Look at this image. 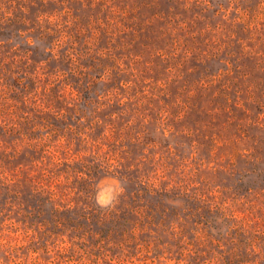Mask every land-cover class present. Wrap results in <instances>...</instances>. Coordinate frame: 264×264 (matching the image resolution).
Instances as JSON below:
<instances>
[{"label": "clouds", "instance_id": "obj_1", "mask_svg": "<svg viewBox=\"0 0 264 264\" xmlns=\"http://www.w3.org/2000/svg\"><path fill=\"white\" fill-rule=\"evenodd\" d=\"M191 4L192 0H188L185 10H189ZM202 6L205 10L214 7L208 0H202ZM101 13L103 19L97 18L94 23L110 34L113 43L130 30L125 25L139 20V8L132 0L127 4L121 0H105ZM12 14L11 10L4 9L5 19ZM215 15L223 23L200 33L189 32L187 21L169 26L172 46L152 53L171 61L160 80L152 78V69L144 56L130 59L128 56L117 57L111 48L98 51L97 56H110L113 64L98 74V80L92 77L96 83L109 82L117 67L129 75L127 81L121 82L124 94L110 90L107 97H101L109 102L115 97L122 107L107 123L98 117L91 118L94 114L80 115L77 108L80 94L65 81L66 74L46 78L41 71L43 65L35 72H28L30 61L20 68L22 61L28 58L14 55L18 53V45L3 55L0 60V128L9 138H16L0 141V152L3 153L0 187L8 190V198L0 208V217L3 218L0 222V264H264V186H250L246 192H240L217 179L220 173H236L237 158L264 168V155L258 154L260 136L253 139L248 135V129L252 127L264 135V104L259 103L255 85L247 76H235L234 54L221 59L224 67L212 76L191 84L183 83L187 74L185 66L191 63L194 53L185 41L189 38L195 40L197 35L203 38L206 32H211L200 54L220 57L225 49L234 47L230 41L235 40L232 29L237 24L244 25L249 34L247 40L237 41L242 56L256 57L258 65L264 64V0H256L253 8L243 7L240 0H228L227 7L220 5ZM65 16L67 20L62 19ZM154 19L146 18L144 24L149 25ZM175 19L179 21L180 17ZM38 23L60 32L51 49L55 55L70 39L64 29L65 25L72 27L71 12L65 8L63 12L46 13L38 17ZM181 32L183 36L178 35ZM98 34L97 30L93 31L92 39L88 41L90 45H95ZM27 43L34 42L29 39ZM68 55L73 64L78 65L76 56L71 52ZM8 76L14 80L31 78L35 88L21 101L15 100L12 94H18V89L4 84ZM173 83L177 85L178 93L175 97H167L169 102L164 104L160 100L164 93L160 90H166ZM217 84L219 88H216ZM53 88H56L57 99L63 105L58 113L48 102ZM221 91L225 99L223 110L210 101L205 126H182L179 130L174 126L182 124L191 110L192 99L198 94L210 92L215 99ZM246 104L260 107L255 119ZM233 107L245 112L247 118H237L232 112ZM100 110L101 107H97L96 111ZM154 111L157 112L156 119ZM48 112L60 118L70 116L80 127L77 133L81 141L79 151H74L66 137L55 136L37 120L36 114ZM170 116L173 123H169ZM29 122L31 131L39 133L36 139L30 140L22 129ZM149 125L155 126L154 136L146 141L145 128ZM96 127L102 131L93 138ZM178 136L189 138L191 144L177 143L174 138ZM201 136L209 145L206 158L201 157L200 140L197 139ZM129 144L138 145L139 151L131 153ZM33 146L42 149L40 158L27 164H15L24 149H33ZM252 172V168L244 170L249 176ZM25 185L34 193L46 196L57 214L65 211L78 213V219L84 223L95 220L101 224L119 217L125 210L131 212L137 221L124 234L120 244L122 254L112 257L105 251V240L98 234L59 222L53 234L48 231L51 226L47 222L29 224L26 218L31 212L25 211L19 191ZM145 192L152 196L164 193L169 197L164 200L165 212L160 222L154 221L156 212L148 214L143 203ZM189 201L198 205L195 211L188 206ZM203 209L218 214V223L223 225L219 233L195 222L197 213ZM171 210L176 211L169 218ZM144 233L151 237L147 242L139 239ZM241 233L245 237L243 243L239 239ZM41 234L47 237L43 247H39ZM89 237L99 243L92 246ZM133 243L137 250L135 255L128 256L126 245ZM45 256L48 257L46 261Z\"/></svg>", "mask_w": 264, "mask_h": 264}, {"label": "rangeland", "instance_id": "obj_2", "mask_svg": "<svg viewBox=\"0 0 264 264\" xmlns=\"http://www.w3.org/2000/svg\"><path fill=\"white\" fill-rule=\"evenodd\" d=\"M104 2L105 0H0V12L1 10L4 12V9H7L11 10L13 14L24 13L28 17H31L33 14V8L37 9L42 6V4H46L45 9L49 11V15L63 12L65 8L71 12L73 19L72 27L68 28L65 25L64 29L68 33L70 39L63 47L59 48L56 53H59V50L65 55H68V53L71 52L72 55L76 56L78 65H74L72 61H66L61 64L62 69H56L54 68L56 62L51 60V69H41L46 78L59 74H66L65 81L67 82L73 79L74 71L75 74H80L81 76L87 72L85 83H88L91 81L92 76V71H90L88 67H91L90 65L92 63H96L101 68L104 67V69L112 66L113 61L110 56L101 58L96 55V53L102 49L107 50L111 48L114 50V54L117 57L128 56L131 59L137 55L144 56L148 59L149 65L152 69V78L154 80H160L165 76V70L171 65V61L161 59L158 55L153 56L152 53L155 50L168 49L172 46V37L170 35L169 26L172 25L174 27L175 24L187 21L189 32L200 33L204 32L205 29H215L218 24L223 23L220 17L216 16L215 13L218 11L220 5L227 7L228 0H208L209 3L214 5L211 10L204 9L202 6V0H192L191 8L189 10H185L184 7L188 0H132V2H134L139 8V20L135 24L125 25V27L130 30L117 38L115 43L112 42L110 34L99 29V25L94 23L97 18L103 19L101 8ZM121 2L127 4L130 0H121ZM240 3L243 7L253 8L255 7L256 0H240ZM31 7H33L32 10ZM177 16L180 17L179 21L175 19ZM196 16H199L200 19L194 20V17ZM233 16H235V13H233ZM146 18L155 19L151 24L145 25L144 20ZM62 19L67 20L68 17L65 16ZM46 26L51 28L49 25ZM52 29L53 32H55L56 38L59 39L60 32L56 28ZM94 30H97L99 34L97 35L95 45L93 46L90 45L88 41L92 39ZM232 30L235 32V40L230 41V43L234 45V47L225 49L224 53L220 57L212 55L203 57L200 54L201 50L206 47L205 41L212 35L211 32H206L203 38L197 35L195 40L189 38L185 41L186 45H190L194 49V53L192 55L191 63L185 66L187 74L183 83L191 84L193 81H198L212 76L224 67L220 63V60L227 58L229 54H234L232 55V64L235 76L237 78L247 76L249 78V82L255 85L257 90L256 96L259 103L264 104V64L258 65L256 57L242 56L241 46L237 43V41L247 40L248 38L249 34L245 31L244 25L237 24L235 29ZM178 35L183 36L184 33L181 32ZM20 39L21 38L19 37H15L11 43H7L6 40H3L0 52L1 59L3 58V55L11 49V44H13L12 47L14 45L20 46V43H17L20 42ZM31 40L34 42L33 44H37L42 50H44V47L47 45V42L45 43V41L42 40L36 41L33 38ZM17 54L21 55V51L18 50V53H14V55ZM86 54H90V56H87ZM32 55L36 58L35 53L31 52V55H29L30 61H33ZM25 64V61H22L19 67L24 68ZM45 64L46 63H43L42 65ZM125 65L127 66V61H125ZM5 67H8V65H5ZM32 68L30 70L26 69V71L31 72ZM118 73H120L118 76V79H120L119 81H127L129 79V75L121 72L117 67L112 71L109 82H111L114 76ZM4 82L6 85L13 87L14 85H17V80L12 79L11 76L6 77ZM240 82L243 83V81ZM138 87H140V85H138ZM219 87L220 85L217 84L216 88ZM115 91L120 94L125 93V90L122 87H118ZM160 91L164 93V95L160 96V100H162L164 104H167L169 102L167 97H175L178 93V87L175 83H173L166 90L161 89ZM133 92H135V89H133ZM232 100L233 102L236 100L234 92L232 93ZM117 101L119 100L117 99ZM210 101L213 105H218L221 110H223V106L225 104L223 91H221V94L215 99H212L210 92L206 94H198L192 99L191 110L185 117L182 124H175L174 126L178 130L182 126L185 128H202L205 126L208 121L206 110ZM245 107H247L252 113L253 119H255V114L261 111L257 104H246ZM120 109H122V107H120ZM105 112H107V109L104 113ZM232 112L237 118H247V114L245 112L235 107H233ZM156 116L157 112L154 111V119H156ZM109 121L110 120H107L105 122L107 123ZM169 123H173L171 116L169 117ZM154 130V125H149L145 128L146 141H150L153 138ZM101 131L102 128L96 127L94 136H99ZM248 135L253 139L260 136V148L258 149V154L264 155V135H261L260 130L255 127L248 129ZM1 139L2 138L0 137V141H2ZM66 139L71 141V145L74 149L81 147L73 132L67 134ZM174 139L177 143H188L190 145L192 142L185 136H178ZM197 139L200 140L201 157L206 158L209 151L208 142L203 138V136L198 137ZM129 150L131 153L135 154L139 151V146L136 144H129ZM235 168L237 171L234 175L220 173L217 177L218 181L220 183H226L230 186H234L235 189L240 192H246L250 186H264V181L262 179L264 168L252 165L249 161L240 158H237ZM249 168L253 169L252 175L250 176L244 174V170ZM2 219L0 217V222H2ZM45 240V238L40 239L39 247L44 246ZM90 244L94 246L92 239L90 240ZM105 244V251L112 253L108 250L109 246L106 241ZM33 247H36V245H33ZM44 259L46 261L48 257L45 256Z\"/></svg>", "mask_w": 264, "mask_h": 264}, {"label": "trees", "instance_id": "obj_3", "mask_svg": "<svg viewBox=\"0 0 264 264\" xmlns=\"http://www.w3.org/2000/svg\"><path fill=\"white\" fill-rule=\"evenodd\" d=\"M45 5L46 4H42V6L38 7L37 9L31 7V10L33 8V14L31 15V17H28L24 13H18L12 14L11 17L5 19L3 10H1L0 12V52L3 45V40H6L7 43H9L12 42L15 37L21 38L20 42H17L20 43L18 50L21 51V55L27 56L28 59L25 60V63L28 64V62L30 61L29 55H31V52H34L36 56L35 58L32 55L33 61H30V64L27 68V70H30L33 67L31 72H35L36 69L43 63L46 64L43 65L41 69H51V60H54L56 62L54 67L56 69H62L61 64L63 62L72 61V58L69 55L61 53L60 50L59 53H55V55L53 54V51H51L54 42L57 40L55 32H53L52 28L51 30H49L50 27L46 26L47 24L41 27L38 23L39 16L46 13L49 14V11L45 9ZM21 33H24V35L22 36ZM32 38L36 41L42 40L45 41V43L47 42L44 50L39 48L37 44H28L27 40ZM12 45L13 44H11V48ZM86 55L90 56V54ZM0 60H2L1 57ZM90 66L91 67L88 68L90 69V71H92L91 81L85 83L87 72H85L81 76L80 74H75L74 71L73 79L67 82L71 83L80 94L81 98L77 105L80 115L89 116L90 114H94L93 116H91V118L98 117L100 120H110L112 114L119 113L122 110L120 109L121 105L115 97L112 99V102H109V100L107 99H101V97H106L110 90L115 91V89H117L118 87L121 88L120 83L122 82V80L119 81L120 79H118L120 73L116 74L111 82H107L108 84L104 82L96 83V80L99 79L98 74L104 70V67L101 68L96 63H92ZM92 77H96V80H93ZM4 84L6 85L5 82ZM7 86L9 88L18 89V94L13 93L12 98L21 101L23 96H26L29 92L34 90L35 82L31 78L20 77L19 79H17V85H14V87L10 85ZM48 102L54 107L57 113L62 109L63 105L57 99L56 88H53L51 90V94L48 96ZM97 107H101L102 110L96 111ZM106 109L107 112L104 113ZM36 118L48 131L55 133V136L67 137V134L73 132L75 134L76 140L81 146L80 138L77 135V133L80 131V127L78 125H75V122L71 119L70 116L66 118H60L57 115L48 112L36 114ZM22 129L26 134L29 135L30 140L36 139L39 136V133H33L31 131V122L23 125ZM55 136L53 137L54 139ZM96 136H93V138H95ZM0 137L2 138V141L16 138H9L3 128H0ZM67 143L71 145V141L68 139ZM80 148L74 149V151H79ZM41 154L42 149L37 150L35 146H33V149L25 148L21 153L19 159L15 161V164L30 163L33 159H39ZM0 158H3L2 152H0ZM65 167H67V165H65ZM262 177L264 181V173ZM130 190L134 191V189ZM19 191L21 194L22 203L25 206V211L30 210L31 212V214L26 218L29 224H41L47 222L51 226L48 231H51L53 234H55L57 231L55 225L58 222L77 229H82L83 231L89 233L98 234L100 239L105 240L108 246L111 245L108 250L112 252L109 253L112 257H117L122 254L120 244L123 242L124 234L127 233L137 221L136 216L132 215L131 212L125 210L119 217L113 218L112 220L101 224H97L95 220H93L90 224L84 223L82 220L78 219V213L65 211L63 213L57 214L52 208L51 204L48 202L46 196L42 195L39 192L34 193L32 189L27 185H25ZM174 196L175 194H173V198ZM7 198V188L0 187V208H2ZM166 198L169 197H167V194L164 193H157L155 196L149 195L147 192L143 194V203L148 210V214L151 215L153 212H156V215L154 217L155 222H160L163 217V214L165 212L164 200ZM188 206L192 211H195L198 208V205L193 204L191 201L188 202ZM175 211L176 210H171L168 213V217L171 218V216L175 214ZM195 222L202 223L205 227H208L210 229H215L218 233L223 227L221 223H218V214L211 213L207 209H203L202 211L197 213ZM141 227H143L142 224ZM42 238L47 239V237L41 234V239ZM91 239L92 238L89 237V240ZM139 239L140 241L147 242L151 239V237L147 233H144L139 237ZM189 239H192L191 235H189ZM239 239L241 243L244 242L245 237L243 233L240 234ZM92 242L95 245L99 243V240L92 239ZM126 247L128 256L135 255V252L137 250L135 243L126 245Z\"/></svg>", "mask_w": 264, "mask_h": 264}]
</instances>
